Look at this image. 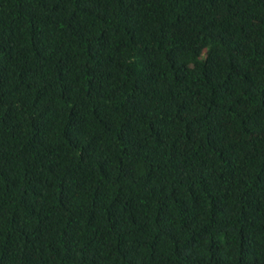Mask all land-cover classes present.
I'll list each match as a JSON object with an SVG mask.
<instances>
[{"label":"trees","instance_id":"16d2710c","mask_svg":"<svg viewBox=\"0 0 264 264\" xmlns=\"http://www.w3.org/2000/svg\"><path fill=\"white\" fill-rule=\"evenodd\" d=\"M0 264H264V0H0Z\"/></svg>","mask_w":264,"mask_h":264}]
</instances>
